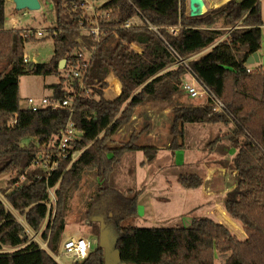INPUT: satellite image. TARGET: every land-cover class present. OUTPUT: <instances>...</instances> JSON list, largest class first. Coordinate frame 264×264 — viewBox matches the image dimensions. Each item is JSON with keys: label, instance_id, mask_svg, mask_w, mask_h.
<instances>
[{"label": "trees", "instance_id": "1", "mask_svg": "<svg viewBox=\"0 0 264 264\" xmlns=\"http://www.w3.org/2000/svg\"><path fill=\"white\" fill-rule=\"evenodd\" d=\"M81 1L53 0L56 21L48 36L54 39V55L50 62L35 64L31 71L33 63L26 62L25 48L37 38L24 36V29L7 28L6 0H0V178L12 176L2 190L7 202L25 217L34 232H39L47 220L43 239L49 240V248L56 252L67 226L70 197L83 174L94 172L99 184L87 216L101 230L115 233L119 264H215L217 253H230L225 264H264V67L247 64L262 48V0H230L195 18L187 13V0H90L102 1L97 9L101 15L98 25L105 35L98 44L91 33L93 16ZM139 13L160 28L163 39L146 28H124ZM221 22L239 27L219 41L222 33L217 24ZM178 25L182 26L179 32L171 34L170 28ZM134 45L141 51L134 50ZM170 48L190 58L198 79L227 108L218 113L211 105L175 107L170 149L174 153L186 149L187 125L231 127L225 135L231 145L219 148L230 161L225 167L236 173L234 187L224 196L223 206L243 226L245 240L224 223L208 217L194 218L189 227L123 226L126 220L139 217L142 192H121L117 171L127 154L143 151L156 157L158 149L139 146L135 142L139 134L124 145H111L140 107L151 102H172L184 91L181 78L186 70L170 69L175 64ZM93 49L96 51L85 81L91 92L79 91L77 84L75 92H67L60 62L66 59L68 68L76 67L77 55ZM208 49L202 57L193 59ZM249 68L254 70L248 72ZM28 74L59 77V83L51 86V99L72 97L74 112L23 109L20 78ZM112 74L121 82L122 93L107 99V79ZM113 86L121 92L117 81ZM69 122L80 132L71 150L82 152L79 158L72 163L70 155L50 176L42 169L32 170L43 148L27 147L25 141L49 143ZM22 177L25 181L19 185ZM180 182L185 188H198L203 179L187 174L180 176ZM54 188L57 202L55 208H49V191ZM0 264H58L31 241L26 228L1 199ZM79 264H105V250L99 247Z\"/></svg>", "mask_w": 264, "mask_h": 264}, {"label": "rangeland", "instance_id": "2", "mask_svg": "<svg viewBox=\"0 0 264 264\" xmlns=\"http://www.w3.org/2000/svg\"><path fill=\"white\" fill-rule=\"evenodd\" d=\"M39 2L41 4L40 10L17 11L16 14L12 11V8L10 9L11 5L7 4L6 15L8 22L14 21L16 15L17 18L20 19V27H18V29L49 31L50 28L54 26L56 21L55 3L53 0H39ZM91 3L95 7L96 14H99L97 9L101 6L102 1H91ZM186 10L187 13L190 14L189 0H187ZM262 10L264 20V0H262ZM205 12L206 14L208 13V8L205 9ZM89 13H91L92 16L94 14L93 11H90ZM97 17H101V15H97ZM231 28L233 27L225 26L222 22L217 24V30L222 33L219 41L229 37L231 34ZM134 50L137 49L134 48ZM208 51L209 49L197 54L193 59H199ZM258 54L260 56L259 65L264 67V27L262 48ZM53 55L54 39L51 36H48V34H46L43 38H37L36 41L26 44L25 57H27L30 63H48L53 58ZM253 66L255 67L256 65ZM170 69H174V67L171 66ZM69 71L70 67L68 68L67 61L65 68L61 70L62 76L64 77ZM68 80L65 78V81L63 82V87L67 92L71 91L74 85ZM59 81L60 78L57 76L44 77L32 74L22 76L20 78L22 108H26V99L28 98H34L36 100L51 98L54 95V90L51 86L59 83ZM107 81L109 87L111 86V88L108 89V87L105 90V98L115 99L118 96L113 93V83L114 81L118 82L119 80L112 74L108 77ZM120 89L122 92V84ZM208 103V98L206 96L191 98L185 91H182L174 97L172 102H151L140 107L141 110H143L141 118L144 117V114L147 118H145L144 122L140 124L138 122L136 127L139 130L144 124H151L157 128L158 135L155 140L148 139L146 136L143 139L140 138L141 140L139 137H136L138 139L135 142H137V144L150 143L151 145L157 144L158 146L166 147V144L172 142L170 127L173 121V109L178 106L204 107L207 106ZM149 110L153 112L151 116H148L147 112H149ZM165 110L168 113H165ZM152 120L154 122H152ZM135 122L136 121L133 122L132 119L131 122L115 136L112 145L121 146L128 143L132 137L138 136V134L140 136L142 133L135 131ZM230 130L231 127H227L222 124L187 125V134L185 138L186 150H184V152L177 151L174 153V151L170 148H165V150L160 152L158 158L152 159L154 156L150 155L149 160H147L146 167L140 164V159H138L139 155L137 153L128 154L124 158L120 169L117 171V187L123 193H128L129 190H132L133 192L141 191L142 195L140 198L139 217L126 220L123 223V226H134L140 228H170L180 225L189 227L194 218L200 217H208L216 221H224V213L227 212L223 206L224 196L222 197L221 195L223 190L218 191V195L212 194V187L210 186L211 193H202V191H200L199 193L202 201H197L194 195H192L194 191H189L182 187L183 185L180 182L179 177L186 174H195L204 178L205 185L208 175L212 176V165H218L219 167L224 168L226 163L230 161L226 155H223L219 148L223 145H231V141L225 137ZM201 136H204L202 142ZM192 141L197 142L192 145ZM44 144L45 142L42 143L40 140L25 141V145L27 147L35 146L42 149ZM188 161H191V163L188 164ZM225 168L227 173H230V177L232 178L231 182H234L231 169L228 167ZM31 169L35 170L37 168L32 167ZM11 179L12 176L10 175H4L0 178V199L14 214L17 221L25 228H28L25 217L11 207L2 193V190L8 187ZM24 181L25 178L22 177L19 185H21ZM177 182L182 186L177 184ZM98 184L99 182L95 173L86 172L82 176L78 189L71 195L68 202V211L66 216L67 226L62 236L59 249L54 252L48 246V249L51 251L49 254L54 259L55 257L60 258V263L58 264H72V260L64 256V243L72 237L89 238L93 245L92 251H95L100 247L102 232L106 230H101L99 224L90 222L87 216L89 204L97 191ZM202 187L201 189H203ZM56 189L57 188H54L49 191L51 200L49 208H55L56 206ZM197 202L200 203L198 207H196L198 204ZM28 230L30 229L28 228ZM107 232L108 236L106 246L111 252H113L116 236L112 230H107ZM34 233L35 235L29 234L31 241H42L43 244L47 243V241H45L42 237L43 234L37 235V232ZM13 250L14 249H8V251ZM229 255L230 253H217L215 264H225ZM115 264H119V261H115Z\"/></svg>", "mask_w": 264, "mask_h": 264}, {"label": "built area", "instance_id": "3", "mask_svg": "<svg viewBox=\"0 0 264 264\" xmlns=\"http://www.w3.org/2000/svg\"><path fill=\"white\" fill-rule=\"evenodd\" d=\"M81 5L88 11H93V19H94V27L91 30V33L94 37V42L98 44L102 38L104 37V32L101 30V27L98 25V19L95 12V7L92 5L90 0H82ZM109 17V14H107ZM96 20V21H95ZM239 26H235L230 29L232 32L234 29L238 28ZM125 29H133V28H146L156 33L157 36L163 39L162 33L160 28L155 27L151 22L144 17L141 13L137 16L133 17L130 21H128L124 25ZM182 28L181 25L176 27H171L170 32L171 34L175 35L179 32ZM48 34V31L44 30H34V29H25L24 36L36 37V38H43L45 35ZM57 33H55L56 35ZM136 51H141V48H138V45L133 46ZM137 47V48H136ZM96 49H93L90 52L84 51L80 52L77 57L79 59L78 65L75 67H70V71L68 74L64 76L69 82L73 83V88L70 92H75V84L79 86V91L84 90L87 93L91 92V89L86 85L85 81L89 74V69L91 66V61L93 55L95 54ZM170 52L175 59V64L173 65L174 69L184 68L186 73L181 78V84L183 90L191 97L197 98L199 96H206L208 98V105H211L215 108V111L218 113L224 112L227 108L226 105L222 100H220L205 84H203L198 77L196 76L195 72L193 71L192 67L190 66V58H183L177 51L170 48ZM26 58V62L30 63ZM253 68H249L248 72L253 71ZM189 76V77H188ZM77 94V93H76ZM74 99L72 97L66 98L63 100L58 99H51V98H44L42 100H36L34 98L26 99V108L25 110L38 112L43 109L52 108L53 110L59 109H68L71 114L74 112L73 108ZM17 117V116H16ZM16 123V118L12 121V125ZM80 137V132L76 128L73 122H69L66 129L61 131L57 136H55L49 143H45L42 147L43 150L40 153L39 157L34 161L33 167L39 168L44 170L48 176L54 171H56L62 162V160H66L71 155L72 163L76 161L82 152L75 151L72 153L73 143L78 140ZM48 219V218H47ZM29 228V227H28ZM26 231L30 235H35V233L30 229ZM47 228V220L44 226L41 228L37 235H41L44 233L45 229ZM49 238L51 236V230L48 233ZM43 237V235H42ZM46 241V240H45ZM49 241V240H48ZM48 241L47 243L43 244V242H37L40 247L46 250L48 253L51 251L48 249ZM36 242V241H35ZM92 242L87 237L82 238H75L72 237L65 241L64 243V256L72 260V264H79L83 262L89 254L92 252ZM57 263H60V258L55 257Z\"/></svg>", "mask_w": 264, "mask_h": 264}, {"label": "crops", "instance_id": "4", "mask_svg": "<svg viewBox=\"0 0 264 264\" xmlns=\"http://www.w3.org/2000/svg\"><path fill=\"white\" fill-rule=\"evenodd\" d=\"M204 1L206 3V9L208 8V12H211V11L219 8L220 6L226 4L230 0H204ZM7 4H10L11 5L10 9L12 8V11H14L15 14H16L17 10H16L15 4L12 2V0H6L5 13H6V10H7ZM19 24H20V19L17 18L16 15H15L14 21H12V22H8L7 15H6V26H7V28L16 29V28L20 27ZM118 83H119V85L121 87V84H120L119 81H118ZM110 88H111V86L108 89H110ZM113 90H114L113 91L114 95L116 94L117 96H120L121 93H122V92L117 93V90H116L115 87H114ZM142 111L143 110H141V108H140L138 110V112L136 113L135 117L133 118V122L136 121L135 124H134L135 131H137L138 133H142L139 136V139L140 138L143 139L146 136V137H148V139L155 140V139H157V135H158V131H157V128H155V126H152L151 124L150 125L149 124H144L143 127L140 128L141 130L139 129L140 131L136 127V124L138 122L140 124V123L144 122V119L145 118H147V116L145 114L143 115L144 117L141 118V114L143 113ZM147 113H148V116L149 115L151 116L153 112L151 110H149V112H147ZM165 113H168V112L165 110ZM153 117H154V115H153ZM152 122H154V121L152 120ZM203 137L204 136H201V142L203 141L202 140ZM196 142L197 141H192V145H193V143H196ZM148 144H150V143H142V144H138V145L141 146V147H154V148L158 149V153H157L156 157H152V159L158 158L160 152L163 151V150H165V148H171V143L166 144L167 145L166 147H164V146H158L157 144H152V145L151 144L148 145ZM112 147H117V146L112 145ZM181 151L184 152V150H181ZM132 153H137L139 155V158L138 159H140V164L143 165V166H145V167L147 166V160H149V156H147L145 154V152H143V151H137V152H132ZM190 163H191V161H188V164H190ZM235 175H236V173L235 172H232V177L234 178V180H235ZM202 179H203V183L198 188H185L180 183H178L179 181L177 182V184L181 185L186 190L194 191V193L192 195H194V197L196 198L197 201L198 200L202 201L201 196H200V193H199L200 191H202V193L203 192L204 193H211V187H212V194L218 195V191L223 190V192H221V195L223 197V196L226 195L227 192H229L230 190L233 189V187H234L233 185L235 184V181L234 182L233 181L231 182L232 178L230 177V173L229 174L227 173L226 168L225 167L224 168L219 167L218 165H216V166L215 165H212V176L211 175H208V177L206 179V182H205V185H204V178L202 177ZM209 181H211V182H209ZM201 187L203 189H201ZM205 187H206V189H205ZM199 204L200 203H198L196 205V207H198ZM223 219H224V221H220V222L224 223L232 231L233 234H235L241 240H245L246 239V235H245V232H244V228H243V226L240 223H238L237 221L233 220L227 213H224V218Z\"/></svg>", "mask_w": 264, "mask_h": 264}, {"label": "water", "instance_id": "5", "mask_svg": "<svg viewBox=\"0 0 264 264\" xmlns=\"http://www.w3.org/2000/svg\"><path fill=\"white\" fill-rule=\"evenodd\" d=\"M12 2L15 4L16 10L18 12L24 11V10H30V11H38L41 9V4L39 0H12ZM189 9H190V16L195 17H201L206 14V3L204 0H189ZM67 64V60L64 59L60 62L59 69L63 70ZM248 65H256L260 64V56L258 53H255L252 57L249 58ZM35 64L31 66V71L34 70ZM107 236L108 232L103 231L100 239V247L105 250V264H115V261H120V254L118 251L111 252L109 248L106 246L107 243Z\"/></svg>", "mask_w": 264, "mask_h": 264}, {"label": "bare ground", "instance_id": "6", "mask_svg": "<svg viewBox=\"0 0 264 264\" xmlns=\"http://www.w3.org/2000/svg\"><path fill=\"white\" fill-rule=\"evenodd\" d=\"M226 216V215H225Z\"/></svg>", "mask_w": 264, "mask_h": 264}]
</instances>
